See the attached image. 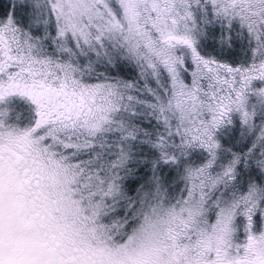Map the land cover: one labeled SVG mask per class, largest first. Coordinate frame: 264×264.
Wrapping results in <instances>:
<instances>
[{
	"label": "snow or ice",
	"instance_id": "6c2138e0",
	"mask_svg": "<svg viewBox=\"0 0 264 264\" xmlns=\"http://www.w3.org/2000/svg\"><path fill=\"white\" fill-rule=\"evenodd\" d=\"M0 264H264V0H0Z\"/></svg>",
	"mask_w": 264,
	"mask_h": 264
}]
</instances>
